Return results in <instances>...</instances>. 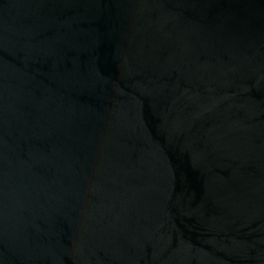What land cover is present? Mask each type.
<instances>
[{
	"label": "water",
	"instance_id": "water-1",
	"mask_svg": "<svg viewBox=\"0 0 264 264\" xmlns=\"http://www.w3.org/2000/svg\"><path fill=\"white\" fill-rule=\"evenodd\" d=\"M0 264H264V0H0Z\"/></svg>",
	"mask_w": 264,
	"mask_h": 264
}]
</instances>
